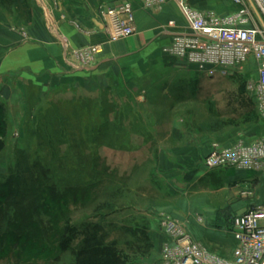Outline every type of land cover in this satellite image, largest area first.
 <instances>
[{
	"label": "rangeland",
	"instance_id": "1",
	"mask_svg": "<svg viewBox=\"0 0 264 264\" xmlns=\"http://www.w3.org/2000/svg\"><path fill=\"white\" fill-rule=\"evenodd\" d=\"M163 45L107 73L56 77L41 96L31 89L26 103L1 98L0 264H76L80 237L71 234L91 222L117 240L132 264L155 262L166 238L159 222L169 217L158 211L179 216L177 204L193 201L179 187L189 180L186 166H164L172 125L199 133L235 126L245 135L249 123H261L246 88L256 78L254 64L206 76L163 53ZM261 197L258 188L251 207ZM204 212L187 214L192 234L204 226L198 220L202 213L208 218ZM234 215L218 227L224 236Z\"/></svg>",
	"mask_w": 264,
	"mask_h": 264
},
{
	"label": "crops",
	"instance_id": "2",
	"mask_svg": "<svg viewBox=\"0 0 264 264\" xmlns=\"http://www.w3.org/2000/svg\"><path fill=\"white\" fill-rule=\"evenodd\" d=\"M130 2L135 15L136 33L125 39L110 41L109 31L104 26L100 15L103 8H114L124 2ZM144 0H0V100L7 101L9 96L17 102L29 101L31 89L37 88L40 96L56 77L70 76L87 71L108 72L113 66L130 60L133 56L147 53L151 48L170 41L168 32L161 33V25L174 18L183 22L179 10L171 0H161L154 7H145ZM195 9L205 11L215 9L224 14L234 9L225 0H187ZM224 2V3H223ZM180 14L181 20L171 13ZM101 24L99 27L96 23ZM163 45V46H164ZM99 46L97 55L89 70L83 69L73 59V50ZM70 62L65 61V55ZM8 104V103H7ZM177 111H171L172 117H187ZM249 123L243 129L235 126L223 127L214 132H191L180 123L171 128L169 152L171 161L169 170L178 171L186 166L189 177L181 184V193L193 201L177 204L181 215L174 211L158 209V213L167 214L184 223L187 214H200L203 210L208 218L200 230L191 233L197 241L210 245L213 252L230 257L232 243H229L232 219L247 209L258 205L264 197V174L255 171H240L231 167L205 169L203 161L216 142L221 146H231L244 138L250 143L264 138V122ZM252 133V134H250ZM243 141V140H242ZM166 164V165H165ZM260 189L262 197L253 207L249 198ZM202 194L208 195L206 198ZM214 199L217 201L215 204ZM213 203V204H212ZM212 204V205H211ZM203 208V210L200 209ZM235 214L227 228V235L219 226L224 224L225 217ZM204 217V218H203ZM223 221H220V219ZM190 226V224H189ZM219 230V231H217ZM220 232V233H219ZM222 232V233H221ZM226 238V239H225ZM166 238H164L165 242ZM214 240V241H212ZM155 241V240H154ZM231 241V238H230ZM228 249L219 247V243Z\"/></svg>",
	"mask_w": 264,
	"mask_h": 264
},
{
	"label": "built area",
	"instance_id": "3",
	"mask_svg": "<svg viewBox=\"0 0 264 264\" xmlns=\"http://www.w3.org/2000/svg\"><path fill=\"white\" fill-rule=\"evenodd\" d=\"M171 1L183 22L171 18L161 25L160 32L170 35L162 52L183 59L202 74L213 77L239 73L248 64H254L256 78L246 88L254 99L258 118L264 122V0H225L234 9L224 14L215 9L197 10L187 0ZM160 2L143 1L147 8ZM100 15L110 41L125 39L137 31L134 10L128 1L114 8L105 7ZM100 52L99 46H91L73 50L71 55L81 68L88 69ZM65 61L72 65L67 54ZM203 167H231L264 174V138L250 143L239 140L231 146L212 143ZM159 229L166 240L156 261L147 264H264V197L254 208L233 217L230 257L210 251L176 219L163 217Z\"/></svg>",
	"mask_w": 264,
	"mask_h": 264
},
{
	"label": "trees",
	"instance_id": "4",
	"mask_svg": "<svg viewBox=\"0 0 264 264\" xmlns=\"http://www.w3.org/2000/svg\"><path fill=\"white\" fill-rule=\"evenodd\" d=\"M142 236L146 240L147 234L142 233ZM78 237L80 238L79 247L75 252L76 264H132L129 254L118 245L116 239L107 240L98 223L91 222L73 231L71 239Z\"/></svg>",
	"mask_w": 264,
	"mask_h": 264
},
{
	"label": "water",
	"instance_id": "5",
	"mask_svg": "<svg viewBox=\"0 0 264 264\" xmlns=\"http://www.w3.org/2000/svg\"><path fill=\"white\" fill-rule=\"evenodd\" d=\"M96 23V22H95ZM99 27H101V24H99V23H96Z\"/></svg>",
	"mask_w": 264,
	"mask_h": 264
}]
</instances>
